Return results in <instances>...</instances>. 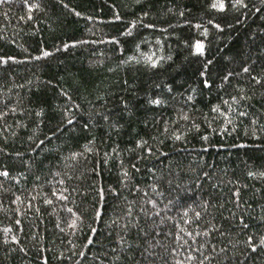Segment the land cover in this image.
Returning a JSON list of instances; mask_svg holds the SVG:
<instances>
[{
  "label": "trees",
  "instance_id": "obj_1",
  "mask_svg": "<svg viewBox=\"0 0 264 264\" xmlns=\"http://www.w3.org/2000/svg\"><path fill=\"white\" fill-rule=\"evenodd\" d=\"M0 264H264V0H0Z\"/></svg>",
  "mask_w": 264,
  "mask_h": 264
},
{
  "label": "snow or ice",
  "instance_id": "obj_2",
  "mask_svg": "<svg viewBox=\"0 0 264 264\" xmlns=\"http://www.w3.org/2000/svg\"><path fill=\"white\" fill-rule=\"evenodd\" d=\"M213 7H216V5L214 4ZM220 7H223V5H220ZM219 27V26H217ZM196 50L199 52L202 50V46H200L199 44H197Z\"/></svg>",
  "mask_w": 264,
  "mask_h": 264
}]
</instances>
